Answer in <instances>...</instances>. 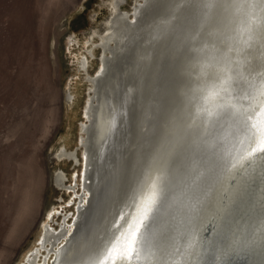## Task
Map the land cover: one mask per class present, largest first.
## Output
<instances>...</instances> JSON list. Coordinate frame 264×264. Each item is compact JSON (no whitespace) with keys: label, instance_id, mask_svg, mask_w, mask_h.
Returning a JSON list of instances; mask_svg holds the SVG:
<instances>
[{"label":"bare ground","instance_id":"bare-ground-1","mask_svg":"<svg viewBox=\"0 0 264 264\" xmlns=\"http://www.w3.org/2000/svg\"><path fill=\"white\" fill-rule=\"evenodd\" d=\"M124 3L125 0H110L106 31L102 34L94 32L87 40L92 42L95 36L99 39L96 47H100L101 55L95 74H87L88 60L85 57L77 59L92 92H88L83 109L84 120L80 123L78 145L81 147V157L77 151L64 147L58 150L56 156L70 159L81 166V178L77 183L74 176V186L65 183L66 177L62 171L56 175L57 185L72 192L74 212L62 214L57 229L52 227V223L59 213L50 211L41 223L37 247L26 254L21 264H99L109 249L122 248L126 243L127 226L121 230L123 235L118 234L111 243L105 241L103 246L96 247L112 225L117 211V193L115 185L111 183L112 178L129 157L133 165L136 164L157 125L166 136L173 125L181 122L183 89L173 78V69L178 52L182 50L183 36L179 27L173 31L169 24L172 0H135L130 12L121 9ZM260 9L257 4L251 10L259 21L252 32L235 25L209 28L213 35L206 37L205 42L224 50L228 47L246 48V44H251V54L264 59V11ZM94 48L88 50L92 56ZM257 70H260L259 67ZM249 79L255 83L252 92L254 99L251 104L245 103L244 109L247 115L253 117V122H264V113L258 111L264 105V97L260 96L264 88L255 74ZM241 140L243 143L239 142ZM234 143L233 156L238 158L249 147V142L241 133ZM93 164L97 171L92 175L88 167ZM262 171L264 161L260 160L254 161L252 168H248L247 162L243 168L237 166L233 169L229 166L218 172L211 193L207 196L200 194L204 203L198 205V213L192 218V230L195 233L212 219L216 221L215 229L211 232L215 238L227 217L232 231L228 254L224 259L227 264H232L234 256L246 253L251 248L254 255H258V246L264 244V220L258 218L253 221L252 212L248 214L245 201L249 195L245 191L246 176L255 177ZM256 189L255 198L264 200V184ZM84 204H87L85 208ZM121 207L125 213H131L129 222L138 220L141 205L129 207L125 204ZM243 215L246 217L242 220ZM195 240L193 235L190 241L192 255L187 260L177 257L180 264L196 262L200 244ZM223 251V245L215 249L219 257L217 263H220Z\"/></svg>","mask_w":264,"mask_h":264},{"label":"snow or ice","instance_id":"snow-or-ice-1","mask_svg":"<svg viewBox=\"0 0 264 264\" xmlns=\"http://www.w3.org/2000/svg\"><path fill=\"white\" fill-rule=\"evenodd\" d=\"M257 4L264 10V0H172L169 24L173 31L179 27L183 36L182 50L173 69V78L183 89V115L166 136L157 125L136 164L129 157L112 178L117 211L96 247L103 246L105 241L111 243L118 234L123 235L121 230L125 226L126 243L119 250L109 249L99 264H180L177 257L187 260L192 255V218L198 213V205L204 203L200 194L207 196L212 192L214 178L220 170L229 166L243 168L245 162L252 168L254 161H264V122H253L244 109V104H251L254 99L255 83L249 77L255 74L264 88V59L251 54V44L224 50L205 42L206 37L213 35L209 28L235 25L252 32L249 19ZM194 63L201 68L198 79L192 75ZM220 65L224 66L228 93L223 103L217 102L218 90L209 87L219 78ZM206 90L205 106L196 113V101ZM260 96L264 97V90ZM258 111L264 113V105ZM241 133L245 134L249 147L237 158L233 156V148ZM232 182L235 184V179ZM261 184H264V171L254 178L246 176V189L253 200V188ZM125 204L141 205L135 223L129 222L131 213L123 211L121 205ZM252 207L264 220V200L254 202ZM231 235L226 217L215 239L203 241L213 247L205 264H217L215 249L220 245L224 247L220 258L223 264ZM258 247V264H264V244Z\"/></svg>","mask_w":264,"mask_h":264},{"label":"rangeland","instance_id":"rangeland-1","mask_svg":"<svg viewBox=\"0 0 264 264\" xmlns=\"http://www.w3.org/2000/svg\"><path fill=\"white\" fill-rule=\"evenodd\" d=\"M134 1L121 9L130 12ZM109 2L0 0V264L23 263L50 211L59 213L57 229L62 214L74 212L72 192L56 175L62 171L74 186L81 166L56 156L64 147L81 157L80 123L92 92L79 60L85 57L87 74H95L99 39L87 40L106 31Z\"/></svg>","mask_w":264,"mask_h":264},{"label":"water","instance_id":"water-1","mask_svg":"<svg viewBox=\"0 0 264 264\" xmlns=\"http://www.w3.org/2000/svg\"><path fill=\"white\" fill-rule=\"evenodd\" d=\"M254 178V177H253ZM256 188L254 187L253 188V191L256 195ZM247 191V189L245 190ZM247 194H248V191H247ZM248 200H245L246 201V204H248V214L252 212V218L253 221H256L259 217L256 215L255 213V210L254 208L252 207L253 203L254 202H258L260 200L256 199L253 200V197L248 195L246 196ZM239 197L237 198V200L239 201ZM257 200V201H256ZM241 215H242V210H241ZM251 215H249L250 217ZM246 216H242V220ZM252 221V222H253ZM215 225H216V221H213L212 219L210 221H208L204 227L199 230H196L195 233H194V239H196L195 241L197 242V244H200V249H199V252L197 253L198 255V258L196 260V262H193L195 264H205V261L208 259L209 255H211L213 253V249H212V245L211 244H206L204 243L203 241H211L213 239H215L213 236H211V232H212V229L214 228L215 229ZM196 244V243H194ZM253 248H251L250 250H247V252L245 253H241V254H238L237 256H234L233 257V260H232V264H258V255H254V252L252 250ZM216 254V252H215ZM253 255V256H252ZM219 258V257H217ZM218 260V259H217ZM195 261V260H194ZM192 263V264H193ZM217 264H221V260H220V263H217ZM223 264H227V262L225 260H223Z\"/></svg>","mask_w":264,"mask_h":264},{"label":"clouds","instance_id":"clouds-1","mask_svg":"<svg viewBox=\"0 0 264 264\" xmlns=\"http://www.w3.org/2000/svg\"><path fill=\"white\" fill-rule=\"evenodd\" d=\"M260 11H264L261 10ZM249 23L251 27H254L255 25H257L259 23V21L256 19V15L251 13L250 19H249ZM226 55V53H225ZM223 65L219 66V78L216 79L212 84L209 85V87H215L218 92L219 95L217 96V102L218 103H223L228 96V93L225 91V89L227 88V84H226V73L222 70L223 69ZM201 68L199 64H193L192 65V75L194 78H200L201 77ZM208 95L207 90L199 97V99L196 101V107L194 109V111L196 113H199V111L201 110L202 107L205 106L206 103V97Z\"/></svg>","mask_w":264,"mask_h":264}]
</instances>
